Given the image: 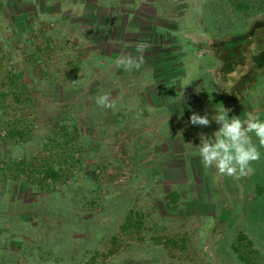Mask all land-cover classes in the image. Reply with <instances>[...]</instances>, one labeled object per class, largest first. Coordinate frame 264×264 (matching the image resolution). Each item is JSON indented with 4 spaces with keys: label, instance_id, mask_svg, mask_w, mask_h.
I'll list each match as a JSON object with an SVG mask.
<instances>
[{
    "label": "rangeland",
    "instance_id": "obj_1",
    "mask_svg": "<svg viewBox=\"0 0 264 264\" xmlns=\"http://www.w3.org/2000/svg\"><path fill=\"white\" fill-rule=\"evenodd\" d=\"M8 1L0 0V264H264V148L253 171L235 178L206 169L197 147L201 133L212 137L220 127L211 121L216 108L245 117L218 101L223 89L211 79L220 62L210 48L248 24L215 0H190L183 12L186 25L196 28L186 38L204 48L196 56L200 85L188 83L185 91L200 97L197 114L207 113L210 126L192 125L190 110L140 114L137 100L129 101L137 115L119 114L118 106L105 122L95 103L98 79L87 78L94 68V76L101 74L98 63L82 60L83 48L99 43L97 35L79 32L74 19L41 23L27 0ZM258 19L264 10L246 23ZM53 33L52 46L63 48L40 53ZM176 39L182 44L184 37ZM169 52L164 63L179 54ZM69 55L79 70L66 67ZM24 59L28 79L19 65ZM260 80L250 111L264 120V71ZM253 141L258 144L254 135ZM50 166L57 175L46 178ZM174 192L177 204L167 197Z\"/></svg>",
    "mask_w": 264,
    "mask_h": 264
},
{
    "label": "crops",
    "instance_id": "obj_2",
    "mask_svg": "<svg viewBox=\"0 0 264 264\" xmlns=\"http://www.w3.org/2000/svg\"><path fill=\"white\" fill-rule=\"evenodd\" d=\"M5 1L9 2L8 0ZM25 1L22 0L21 3ZM27 1L25 3H30L33 6L31 11L34 12L36 21L41 23L50 22L54 26L60 25L54 20H61L63 24V21L70 22L74 19L82 26L80 27L82 30H79V32L84 30L87 34L90 32L97 35L99 43L84 47L83 51L88 53L86 57H82V60L84 63L89 64L88 66L92 64V61H97L98 71L101 74L94 76V72L97 71L94 68V72L88 73L87 78L91 81L98 79L97 94L110 93L115 107L120 106L119 114H125L127 117L137 115V112L134 113V108L129 107L130 100L138 101L140 114L181 116L186 115L188 110L192 113H199L200 107L197 99H200V97L196 93L187 94L185 91L188 83H198L200 85L201 80L198 78L200 75L198 73L202 68V65L198 63L197 53L185 41L188 39L186 38L188 37L186 31L196 29L188 27L185 23L183 12L186 11L187 7H190V0ZM24 14H26V18H29V12H24ZM24 14L20 12L19 18L25 19ZM41 28L43 29V26ZM198 29L200 30V28ZM63 32L69 36L77 35L76 32L65 31L64 29H59L55 33L63 35ZM55 33L41 41L42 44L37 48L41 50L40 53H45L43 48L46 46L53 48V52H56L58 48H63L62 44H59L56 48L52 46L54 36L58 35ZM181 36L184 37L182 44L176 39V37ZM172 37H175L173 44ZM54 42L58 41L54 40ZM140 42L149 44L144 53L145 63L142 67L131 72H125L123 69L116 67L115 61L121 54L131 53L137 55L136 45ZM191 42L193 43V41ZM58 43H61V41ZM172 48L177 49L179 54L174 60H169V55H171L169 51ZM24 50L25 48H23V52ZM165 51L169 55L166 56L168 61L164 63ZM25 52L27 51L25 50ZM62 52L67 53L64 49ZM189 54L192 55L190 59H188ZM77 60H74L73 55H69L68 61L70 63L66 67L70 72L73 69L74 72L79 70L80 62ZM65 61L67 62V59ZM19 65L25 74L24 79H28L27 69L30 64L24 59V63ZM136 91H140L138 95ZM115 107H99L100 115L104 118L111 115Z\"/></svg>",
    "mask_w": 264,
    "mask_h": 264
},
{
    "label": "trees",
    "instance_id": "obj_3",
    "mask_svg": "<svg viewBox=\"0 0 264 264\" xmlns=\"http://www.w3.org/2000/svg\"><path fill=\"white\" fill-rule=\"evenodd\" d=\"M206 1L212 3V0ZM215 2L232 8L233 13L237 14L238 23L245 22V24H248L246 30L242 28L233 29L222 36L221 39L214 40V44L210 48L213 57L220 62L219 68L215 71L216 79H211L213 87H217V81L223 89L218 101L223 105L225 104V106L233 105L241 114H245L253 110L251 93L259 88L260 75L264 71V23L262 22L264 19H258L252 23H246V20L250 15L254 16L257 11L264 10V0H215ZM185 41L196 53L204 50L203 45H201L202 42L193 44L189 39ZM246 63L249 65V70L241 75L240 79H233V75L236 74L238 68L245 66ZM240 85H244L242 91L238 88ZM225 92H232V95L225 97ZM228 115L229 118L233 116L231 113H228ZM241 116L244 117L245 115ZM3 166H5V163H0V170ZM17 166L22 167V172H20L24 174L25 163L19 162ZM44 173L46 178H49V174L51 176L57 175V171L52 166ZM259 192H262L261 188ZM167 197L171 198L173 204L178 203L177 193H170ZM241 258L246 260L247 256L241 255Z\"/></svg>",
    "mask_w": 264,
    "mask_h": 264
},
{
    "label": "clouds",
    "instance_id": "obj_4",
    "mask_svg": "<svg viewBox=\"0 0 264 264\" xmlns=\"http://www.w3.org/2000/svg\"><path fill=\"white\" fill-rule=\"evenodd\" d=\"M149 47L146 42L136 45L137 55L121 54L115 61L118 68L125 72L139 70L145 63L144 53ZM95 103L101 108L115 107L110 93L103 92L95 98ZM230 108H216V115L211 117L220 125L212 137L201 133L198 154L206 169L215 168L218 175L241 178L253 171L252 164L261 158L260 148H264V120L253 111H249L242 119L233 115L229 118ZM192 125L210 126L208 114L201 116L195 112L190 116ZM253 135L258 144L253 141Z\"/></svg>",
    "mask_w": 264,
    "mask_h": 264
}]
</instances>
